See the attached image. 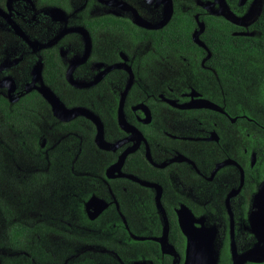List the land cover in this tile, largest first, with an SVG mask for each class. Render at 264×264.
<instances>
[{"label": "flooded vegetation", "instance_id": "af4514ba", "mask_svg": "<svg viewBox=\"0 0 264 264\" xmlns=\"http://www.w3.org/2000/svg\"><path fill=\"white\" fill-rule=\"evenodd\" d=\"M240 2L0 0V140L11 129L27 166L14 159L10 172H32L30 187L65 178L57 208L73 205L95 233L106 224L110 248L125 240L115 264L139 259H122L129 251L142 264H217L222 253L227 264H264V145L245 147L264 135V103L252 96L260 112L243 109L248 61L245 75L229 72L233 58L210 40L255 30L232 22L245 19ZM38 126L58 134L54 145ZM8 228L6 242L19 232L58 263L27 239L57 235L53 226ZM69 256L63 264H102Z\"/></svg>", "mask_w": 264, "mask_h": 264}, {"label": "rangeland", "instance_id": "374dc122", "mask_svg": "<svg viewBox=\"0 0 264 264\" xmlns=\"http://www.w3.org/2000/svg\"><path fill=\"white\" fill-rule=\"evenodd\" d=\"M182 1L183 0H176L175 8L180 9L179 7L181 6ZM240 1L243 6L246 5L244 6L245 13L241 16L244 18L247 16L246 13L253 0H248V4L245 0ZM234 5L236 6V3ZM146 7L149 9L148 6ZM235 10L239 11L240 9L237 8ZM257 15L256 10L254 16L257 17ZM249 16L251 15H248L245 19L234 18V21L232 22L246 27L253 23L252 18ZM153 19L155 20V17H153ZM244 33L245 34L243 35H254L256 34V31L253 30V32ZM257 57L259 56L248 57L247 72L250 75L249 84L247 88L245 87L244 89V97L241 96L242 98H240L237 96V98H240L241 100L243 109L251 114L253 112H260V109L257 107L261 105L256 106L251 100L252 96L258 99L262 104L264 103V56L258 58L260 60L254 61L251 68H249V64L252 62L250 59ZM190 75L193 77L194 86L201 89L202 84L198 78L192 73ZM254 91L256 92V95ZM228 93L230 94V92ZM97 120L100 119L97 117ZM10 131L8 133L2 130V138L0 140V263L4 262L5 257L16 255L14 254L16 251L10 252L8 248L9 245L6 242L9 229L8 226L10 223L19 222L30 227L37 221L44 222V224H50V226H53L54 229H56L58 234L44 237H37L33 234L27 239L29 241L36 240L41 242L46 249H49L53 255H55L58 262L57 264H63V260L68 258V255H72V257L69 256L70 258H78L80 255L84 254L94 257L102 264H115L114 258H116V251L118 248H129L125 240L117 242L114 244V248H110L101 241L102 239L109 237L112 239V236L115 234V232L111 233L110 229H106V224L97 225L95 227L97 232L95 233L92 231L91 225H87L83 221H80L81 218L77 217L78 213L74 210L73 205H69L73 208L62 206V209L57 208V205L62 204L64 206L65 203L64 197L62 193H60L61 190L64 189L62 187L64 186L63 180H65V178H61L60 175L55 172L53 178L45 180L43 184L39 183L30 187L26 185V180L32 172H10L12 169L11 167L15 166L13 163L14 159L17 164L22 166V168H27L26 161L20 156V154H18L22 149V146H20V142L16 139H13L11 142L13 135L12 132L10 134ZM37 131L47 144L54 145L58 139V134L43 126H38L36 132ZM7 139H10V142L7 141ZM262 141H264V135L259 136L258 138L255 137V140L249 139L248 142H246L245 147H250L252 144L256 143L263 148L264 144L261 143ZM57 181L60 186L55 184ZM57 212L59 218L66 215L64 218L68 219L64 220L63 223H57V221L53 222ZM117 224L122 231V225H120V222H117ZM97 228L101 229L98 230ZM91 235L94 237V240L89 243L82 240L83 236L91 237ZM119 238L120 236L116 237V239ZM121 256L122 259L139 258L138 260L133 261L127 260L128 264H142L144 261V258L141 255H137L136 252L131 253L129 251L125 254H121ZM227 256L228 254L222 253V260L220 259L221 262H217V264H227ZM255 259L256 258H252L251 261H254ZM122 263H124V261Z\"/></svg>", "mask_w": 264, "mask_h": 264}, {"label": "trees", "instance_id": "16d2710c", "mask_svg": "<svg viewBox=\"0 0 264 264\" xmlns=\"http://www.w3.org/2000/svg\"><path fill=\"white\" fill-rule=\"evenodd\" d=\"M225 24H228V22H225ZM251 28L257 30L258 33L255 35L239 36L233 35L227 30V32L222 34H211V47H214L215 55H218V57L222 55L233 58L231 63L229 62L224 66L228 68L229 72L235 75L246 74L244 72V66H247L248 57L259 56L257 58H262L264 56V0L260 12L252 23ZM17 234H19V232H15L14 234L13 230H9V242L7 241V243L10 247H16L17 245L22 246L28 255L26 257H5L2 264H46V262L51 263V261H53L50 253L44 251L37 243L21 245L19 238H17ZM66 264L98 263L92 258L85 257L79 260H69Z\"/></svg>", "mask_w": 264, "mask_h": 264}, {"label": "water", "instance_id": "95a60500", "mask_svg": "<svg viewBox=\"0 0 264 264\" xmlns=\"http://www.w3.org/2000/svg\"><path fill=\"white\" fill-rule=\"evenodd\" d=\"M256 2H257V4H256L257 8L255 9V11L257 10V14H259V12H260L259 10L261 9V5H262V3H263V0H256ZM255 11H254V13H253L252 16H249L250 18H252L253 22H254L255 17H256V16H254V15H255ZM250 13H251V9H250L249 12L247 13V16L250 15ZM247 16H246V17H247ZM246 17H244V18H246ZM249 17H248V18H249Z\"/></svg>", "mask_w": 264, "mask_h": 264}]
</instances>
